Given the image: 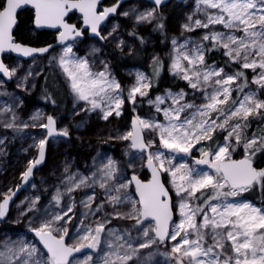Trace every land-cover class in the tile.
<instances>
[{"label":"snow or ice","instance_id":"1","mask_svg":"<svg viewBox=\"0 0 264 264\" xmlns=\"http://www.w3.org/2000/svg\"><path fill=\"white\" fill-rule=\"evenodd\" d=\"M163 2L153 0V7L143 11L132 7L120 15H132L136 25L156 21L153 30L164 35V17L158 13ZM27 5L35 10L37 26L58 28L60 51L51 54L48 63L55 62L62 70L74 101L84 102L80 111L99 110L108 120L113 114L123 115L129 102L130 127L109 137L128 141L125 155L129 158L123 164L110 155L93 158L94 167L87 175L70 172L65 165L63 188L56 187L48 204L38 206L36 195L18 212L14 222L26 218L27 233L0 239V264H152L157 254L165 257V264H264V203L243 195L254 189L264 191V167L255 163L258 153L264 156V131L248 135L253 120L260 122L258 130L264 125V0H196L182 28L208 31L182 42L173 36L168 66L190 91L165 89L154 96L149 93L164 68L157 54L152 57V75L138 71L125 89L106 61H101L103 70H95L87 55L73 51L86 30L100 40L112 36L118 24L106 34L100 26L117 12L120 0L111 6H101V0H0V76L10 80L21 67L5 63L6 53L32 57L35 63L34 54L49 53L53 47L16 40L17 13ZM73 10L82 14L81 26L70 22ZM197 13H203L204 19H193ZM217 25L224 30H217ZM130 35L138 33L133 30ZM138 39L144 43V37ZM124 44L120 39L117 47L123 51ZM98 51L93 46L89 55ZM212 52L226 58L223 64L208 63L206 56ZM30 76L31 67L16 77V86L34 88V82L28 83ZM44 98L56 104L47 88ZM145 104L152 110L142 115L139 110ZM0 113H11L3 121L4 128L46 129L38 140V156L21 173L27 183L45 159L48 138L69 137V129L58 128L56 116L45 117L40 111L30 116L31 124L17 123V114L8 104ZM237 152L240 158H235ZM97 186L104 190L99 200ZM19 187L0 192V221L8 217ZM84 188L92 191L79 200L83 211L70 235L69 225L77 215L73 193ZM65 196L68 202L54 210L53 201L60 206ZM113 217L134 223L123 229L106 227Z\"/></svg>","mask_w":264,"mask_h":264},{"label":"rangeland","instance_id":"2","mask_svg":"<svg viewBox=\"0 0 264 264\" xmlns=\"http://www.w3.org/2000/svg\"><path fill=\"white\" fill-rule=\"evenodd\" d=\"M196 0H185L183 3H177L176 1H171L168 4H165L158 8V13H166L168 10L174 11L175 15V37L178 38L179 41H183L185 37H193L197 38L203 32L208 31L207 29L197 28L191 32L186 31L182 28V25L187 22V17L191 15L195 9ZM132 7H135L137 11H143L146 8L153 7L151 4L143 2L141 0H134L122 6L116 18L111 19L106 25H104L101 29L102 33H107L111 31L112 27L116 24L119 27L112 34V36L108 37L106 40H100L99 38L94 39H84L77 40L74 45L73 51L79 56H88L89 60L93 62V67L95 70H103V63L101 61H106L108 66L115 76V78L119 81L117 74L114 71L112 66V62L109 59L106 47L109 45L115 46L119 51H121L120 47H117L118 40H124L125 44L123 46V51L125 53H131L135 50L137 45L138 36L144 37V44L150 50L149 54V65H152V57L154 54H157L161 60L164 61L166 67L168 69L170 63L169 53L171 51V43L165 53L164 56L159 54V50L157 48L156 38L153 33L150 31L152 25L156 22L152 23H140L138 25L135 24V21L132 18V15L129 17H124L120 15L122 11L130 10ZM215 11V10H212ZM200 18L204 19L203 13H197L193 16V19ZM121 20H125L129 27H131L132 31L135 30L138 33V36L127 37L123 31V27L121 25ZM135 25V28H134ZM212 27V26H210ZM217 30H224L221 26H215ZM34 33V32H33ZM207 43V42H205ZM96 47L99 49L98 52H95L92 55H89L92 47ZM131 48V51L129 50ZM60 48H56L51 50L46 56L39 57L36 56L37 59L35 63L33 60L24 61L21 59H16L13 56L5 57V63H7L10 67L15 64H20L21 67L17 69L16 76H14L11 82H6L4 80V84L0 85V108H3L5 104H8L12 107L13 111L17 114L18 120L29 122L30 116L35 112L40 111L46 117L47 115H53L57 117V127L67 126L70 132L69 137H58L53 138L50 141L48 148V161L46 166L37 170L33 181H31L30 185L25 188L23 193L18 198L17 202L11 208L9 212L8 218L0 224V239H3L5 236H12L13 239L18 238V234H26L27 227L25 223L26 218H22L20 223H15V219L20 210L27 207L28 202L32 197L39 195L40 201L38 206L47 205L51 200L52 195L54 194L56 187L59 186L61 189L63 188V184L61 183L65 173L64 168L65 165L69 166L70 172H76L79 170L81 173L87 175L90 170L93 169V158L102 159L105 155H110L114 159L119 160L122 164L127 161L129 158L125 155L126 146L128 141H120L109 139L110 136H115L118 131L127 130L130 127V119L132 116L131 107L129 102L126 101L124 105V113L120 117L113 116L109 117L108 120L102 119L99 110L93 112H85L80 111L81 105L84 103L83 101L75 102L74 95L71 93L70 88L67 84L66 77L62 73V70L56 65L55 62L52 64L48 63V58L51 54L58 53ZM206 59L209 64L212 62L209 61L208 56ZM226 59L222 56L221 58ZM215 62L219 63V60L216 58ZM29 67H31L33 71V76L29 77V85L33 82L35 83V87H29L28 90L24 88H18L16 77L22 76L25 72L28 71ZM143 72L149 76L151 74L141 68L131 67L126 68L123 71L125 76L124 83L120 84L123 88L127 89L129 85L134 83L136 73ZM249 73V78H251V70H247ZM47 72L53 73V77L61 83L66 92L67 104L65 107L63 106L60 113L49 112V107L53 109L55 105H53L49 100L43 101L41 104H37L32 108L28 109L25 101L26 96H32L37 93L38 89V81L44 77ZM169 72V71H168ZM170 78L173 80L174 85L180 84L181 88H184L186 91H190L186 82L180 80L178 78L173 77V75L169 72ZM250 87H255V85H250ZM248 89H245L247 91ZM149 95L154 96L152 94V90ZM261 96H264V92L261 93ZM19 97V100L16 99ZM146 99V98H145ZM22 101V103H20ZM199 102V101H197ZM151 106L145 104L142 108V111L146 115L151 111ZM11 113H0V192L7 191L8 187H12L14 190L17 185H20L22 182L21 173L28 166V162L37 157L39 148L37 146L38 140L41 136L46 132L43 128L39 127H28L21 128L19 131H14L13 129H7L3 127V121L10 117ZM260 122L258 120H253L251 128L248 129V135H251L253 132L264 131V125H261V128L258 130L257 125ZM78 144L80 149L83 151L85 157L83 161L78 159V156L75 151V146ZM135 152V150H131ZM193 152L196 153V150L193 149ZM99 154V155H98ZM264 156L261 154H257L256 162L260 163L261 167H264ZM235 158L239 157V152L236 153ZM131 171V170H129ZM143 172V170H141ZM32 184H35V188L31 187ZM259 190V189H258ZM92 189L84 188L76 190L73 195L76 197L77 204L73 211L77 214L73 220L71 221L70 227V235L71 228L77 224V221L80 219L79 213L83 211L82 205L79 204V200L84 196L85 193L91 192ZM97 193V200H99L102 196L103 189H100L98 186L95 189ZM253 191V190H252ZM252 191L246 192L243 195H251ZM261 191V190H260ZM28 199H25V198ZM21 201H24L23 204H20ZM68 202L67 196L63 198L60 206H56L53 201L54 210H59L60 207H63L64 204ZM263 202L257 203L261 204ZM17 204H20V208L16 207ZM108 211H111V206H105ZM31 215V213H29ZM71 215V213H69ZM99 216V213L97 214ZM89 220H85V223H88ZM134 221L131 220H121L119 218H112V223L107 225L106 227H116L118 229H123L132 225ZM135 235V232L133 231ZM30 238V236H29ZM86 250V249H85ZM163 250V249H161ZM144 252L150 251V249L142 250ZM152 264H165V257L157 254L152 261Z\"/></svg>","mask_w":264,"mask_h":264},{"label":"trees","instance_id":"3","mask_svg":"<svg viewBox=\"0 0 264 264\" xmlns=\"http://www.w3.org/2000/svg\"><path fill=\"white\" fill-rule=\"evenodd\" d=\"M114 3H116V0H104L105 5H111ZM162 14L164 17L163 23L165 25L164 28L165 34L162 35L159 30L156 31L153 30L156 22L152 25L150 31L153 33L154 37L156 38L159 54L161 56H164L171 43L172 37L175 35L174 28L176 21L174 17L175 15L174 11L168 10V12L166 13L164 12ZM71 17L72 19L70 22H74V18H75L74 15ZM33 22H34V13L32 10H25L19 15V24L14 34L18 42L36 47L46 46L48 44H52L55 42L54 33L50 31L36 32L33 26ZM120 22L126 36L132 37L133 35H130L132 29L131 27H129L128 23L125 20H121ZM136 40H137L136 48L133 52L129 54L119 51L115 46L108 45L106 47L107 55L111 60L114 71L117 74L118 79L121 83H124L125 81V76L123 74L124 73L123 71H125L126 68L138 67L148 71L151 75L153 73V65L151 66L149 65V54H150L149 48L144 43L141 44L138 38ZM208 58L210 62L215 61L217 58L220 64H223V61L225 60V59L223 60L221 59L222 55L219 52H212L211 54L208 55ZM45 77H47V81H45ZM38 85H39L38 86L39 90L37 91L36 94L25 97L27 108L30 109L33 106L37 104H41L43 101L47 100L44 98V90L45 88H47L48 91L52 94V98L56 100L55 107H53V109L49 107L48 109L49 112H54L56 114L60 113L62 107L63 106L65 107V105L67 104L66 92L64 86L53 77V73L51 72H47L44 75V77H42L38 81ZM181 86H184V84L174 85L173 80L170 78L166 64L164 63V68L160 74L159 81L155 83L152 89V94H156L157 92L163 93L165 89H172L173 91H178L179 89H181ZM139 111L141 112V114H145L142 111V109H140ZM75 151L78 156V159L83 161L85 155L78 146V144L75 146ZM257 165L261 167L260 163H257ZM249 196L251 200L254 201L255 203H260V202L264 203V191H259L258 189H254L252 191V194L251 195L249 194Z\"/></svg>","mask_w":264,"mask_h":264},{"label":"water","instance_id":"4","mask_svg":"<svg viewBox=\"0 0 264 264\" xmlns=\"http://www.w3.org/2000/svg\"><path fill=\"white\" fill-rule=\"evenodd\" d=\"M131 1H134V0H120V5H119V7H118V9H117V12L114 13V14H110V15H109L108 19H107L105 22H103V23L101 24V26H100L101 29H102V27H103L104 25H106L111 19H114V18L117 17V15H118V13H119V11H120V9L122 8L123 5H125V4H127V3L131 2ZM141 1L146 2V3H149V4H151L152 6H154V5H153V0H141ZM171 1H176L177 3H183L185 0H164V2H163L160 6H158V8L161 7V6H163V5H165V4H168V3L171 2ZM103 3H104V0H101V6H102ZM25 10H32V11H33V13H34V21H35V10H34V8H32L31 5L24 6L22 9L18 10V13H17L18 20H17V24H16V26L14 27V34H15V31H16L17 26H18V24H19V15H20L23 11H25ZM73 14H77L80 18H81V15H82V14H80V13H79L78 11H76V10H73V13H70V15H73ZM81 22H82V20H81ZM33 26H34L35 30H37V31H39V32L46 30V31H50V32H53V33L56 34L55 42L51 44V45H53V47L49 50V52H50L51 50H53V49H56V48H60V47H61V45L58 43V28H53V27H50V26H47V25L37 26V25L35 24V22H33ZM90 35H91L92 37H95V36H94L93 34H91V33H90ZM83 38H84V36H83L82 38H78V40H82ZM95 38H98V37H95ZM102 41H103V40H102ZM68 43H72V41L69 40ZM30 46H31V45H30ZM33 47H36V46H33ZM42 47H43V46H42ZM47 54H48V53H45V54H34V55H35V56H39V57H44V56H46ZM7 56H13V57L16 58V59H21V60H24V61H28V60H31V59H32V57H23L22 55H20V54H18V53H6V54H5V57H7ZM1 77H2V76H1ZM2 78H3L6 82H11V80H12V79L9 80L7 77H2ZM44 130L46 131V129H44ZM61 137H63V136H61ZM53 138H58V137H49V138H48V143H47L46 146H45V159H44V161H43L41 164H39V165L36 166V168L34 169V172H33V176L29 178V181H28L27 183H24L23 181L21 182L20 187H19V190L16 191V195L13 197V201L10 203L9 212H10L12 206L16 203V201H17L18 198L20 197V195L23 193V191L25 190V188H26L27 186L30 185L31 181H33V178H34V175H35L36 171L39 170V169H41V168H43V167L45 166L46 161H47V158H48V148H49V143H50V141H51ZM38 152H39V151H38ZM37 156H38V154H37ZM8 215H9V214H8ZM7 218H8V217H6L5 220H6ZM5 220H4V221H5ZM4 221H0V224H1L2 222H4ZM33 235H34V234H33ZM86 251H87V250H82V253H81V254H78V255H82V254H83L84 252H86Z\"/></svg>","mask_w":264,"mask_h":264},{"label":"flooded vegetation","instance_id":"5","mask_svg":"<svg viewBox=\"0 0 264 264\" xmlns=\"http://www.w3.org/2000/svg\"><path fill=\"white\" fill-rule=\"evenodd\" d=\"M111 5H113V4H111ZM111 5H105L104 3L102 4V6H111ZM74 15V22H72V23H76L77 24V26H81L82 25V22H81V18L77 15V14H73ZM73 15H71V16H73ZM36 32H39V31H37V30H35ZM44 31H46V30H44ZM53 33V32H52ZM54 37H55V39H56V34L54 33ZM94 39L95 37H92L91 35H90V32L89 31H85V35H84V38L82 39V40H84V39ZM50 144V143H49ZM46 163H47V161H46ZM46 165V164H45ZM256 166L257 167H259L258 165H257V163H256ZM260 191V190H259ZM246 198H248L249 200H251V198H250V196L249 195H246L245 196ZM252 201V200H251ZM17 202V201H16ZM254 202V201H253ZM13 207V206H12ZM11 211V210H10ZM9 216V215H8Z\"/></svg>","mask_w":264,"mask_h":264}]
</instances>
